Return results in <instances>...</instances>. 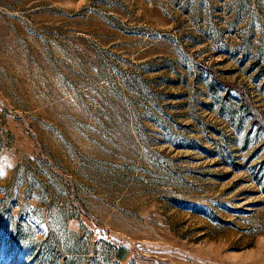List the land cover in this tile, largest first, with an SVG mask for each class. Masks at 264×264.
Instances as JSON below:
<instances>
[{"label": "rangeland", "instance_id": "obj_1", "mask_svg": "<svg viewBox=\"0 0 264 264\" xmlns=\"http://www.w3.org/2000/svg\"><path fill=\"white\" fill-rule=\"evenodd\" d=\"M0 264H264V0H0Z\"/></svg>", "mask_w": 264, "mask_h": 264}, {"label": "trees", "instance_id": "obj_2", "mask_svg": "<svg viewBox=\"0 0 264 264\" xmlns=\"http://www.w3.org/2000/svg\"><path fill=\"white\" fill-rule=\"evenodd\" d=\"M119 249V248H118ZM123 248H121L120 250H122ZM117 257H119V258H122L123 256H121V255H118Z\"/></svg>", "mask_w": 264, "mask_h": 264}]
</instances>
